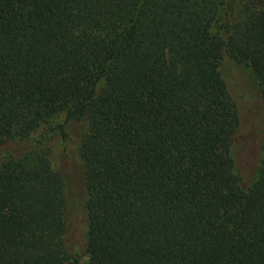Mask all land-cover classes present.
Segmentation results:
<instances>
[{
  "label": "trees",
  "instance_id": "16d2710c",
  "mask_svg": "<svg viewBox=\"0 0 264 264\" xmlns=\"http://www.w3.org/2000/svg\"><path fill=\"white\" fill-rule=\"evenodd\" d=\"M58 115L85 264H264V0H0V264H79L67 165L28 142Z\"/></svg>",
  "mask_w": 264,
  "mask_h": 264
},
{
  "label": "rangeland",
  "instance_id": "374dc122",
  "mask_svg": "<svg viewBox=\"0 0 264 264\" xmlns=\"http://www.w3.org/2000/svg\"><path fill=\"white\" fill-rule=\"evenodd\" d=\"M218 71L222 79L233 91L234 97L246 107L243 113V120L246 122L245 129L249 133L250 126H253L252 115H255V112H252V105H256L253 73L247 66L234 63L226 57H223L219 63ZM62 120L61 115L53 117L46 125L34 131L30 135L28 142L32 145L39 144L40 146H44L48 152L50 166L53 170L62 168L63 160L66 163L63 167L67 165V184H69L67 196L69 203L66 212L68 229L66 238L68 239L69 248L76 251L73 256L78 258L79 264H85L86 255L82 249L86 240V216L83 208V188L79 181L80 165L76 155L74 130L70 127L68 128L67 139L65 141L61 140L57 133V127ZM248 145L252 148L251 144ZM243 161L239 171L245 178V175L251 173L253 169L251 156H245Z\"/></svg>",
  "mask_w": 264,
  "mask_h": 264
}]
</instances>
